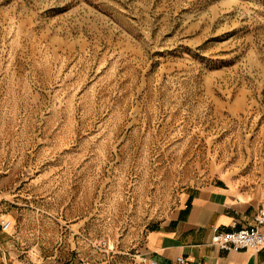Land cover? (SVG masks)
I'll use <instances>...</instances> for the list:
<instances>
[{"label": "rangeland", "instance_id": "rangeland-1", "mask_svg": "<svg viewBox=\"0 0 264 264\" xmlns=\"http://www.w3.org/2000/svg\"><path fill=\"white\" fill-rule=\"evenodd\" d=\"M220 178L264 207V0H0V264H117Z\"/></svg>", "mask_w": 264, "mask_h": 264}, {"label": "crops", "instance_id": "crops-1", "mask_svg": "<svg viewBox=\"0 0 264 264\" xmlns=\"http://www.w3.org/2000/svg\"><path fill=\"white\" fill-rule=\"evenodd\" d=\"M261 206L259 201L240 196L223 178L198 186L185 192L176 212L149 229L135 253L117 264H264V247L234 251L212 243L213 225L223 230L251 227L256 224L255 216ZM1 214L13 217L11 212H0V217ZM260 229L264 232V225ZM179 258H184V262ZM11 261L68 264L18 259L13 254Z\"/></svg>", "mask_w": 264, "mask_h": 264}, {"label": "built area", "instance_id": "built-area-1", "mask_svg": "<svg viewBox=\"0 0 264 264\" xmlns=\"http://www.w3.org/2000/svg\"><path fill=\"white\" fill-rule=\"evenodd\" d=\"M255 225L233 230H223L221 227L213 225L212 243L224 250L239 251L242 249L259 250L264 247V232L260 229L264 225V207H260L255 216ZM11 223L8 219H2L0 226L6 231ZM184 262V258H179ZM77 264H83L77 262Z\"/></svg>", "mask_w": 264, "mask_h": 264}, {"label": "bare ground", "instance_id": "bare-ground-1", "mask_svg": "<svg viewBox=\"0 0 264 264\" xmlns=\"http://www.w3.org/2000/svg\"><path fill=\"white\" fill-rule=\"evenodd\" d=\"M10 223L12 224V221L10 220ZM11 226V225H10Z\"/></svg>", "mask_w": 264, "mask_h": 264}]
</instances>
